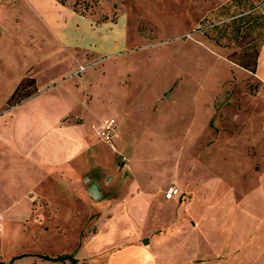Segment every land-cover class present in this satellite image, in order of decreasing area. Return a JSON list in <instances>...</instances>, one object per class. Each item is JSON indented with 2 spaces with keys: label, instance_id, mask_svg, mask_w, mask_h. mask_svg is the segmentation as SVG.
Wrapping results in <instances>:
<instances>
[{
  "label": "rangeland",
  "instance_id": "obj_1",
  "mask_svg": "<svg viewBox=\"0 0 264 264\" xmlns=\"http://www.w3.org/2000/svg\"><path fill=\"white\" fill-rule=\"evenodd\" d=\"M54 1L0 0V112L18 78L35 76L39 97L14 113L44 108L52 123L71 112L63 122L83 125L71 131H86L94 148L70 171L41 169L7 148L15 126L0 121V206L29 189L22 176L49 177L27 214L22 204L0 210V264H63L39 256L70 254L80 264H264V62L251 76L227 60L238 50L231 28L226 47L205 36L248 5L264 13V0L228 9L231 0H63L98 36L97 50L67 52L65 70L49 26L67 21ZM107 122L110 144L95 134ZM68 172L73 192L56 186ZM8 176L21 181L2 185ZM96 176L102 200L91 202L83 182Z\"/></svg>",
  "mask_w": 264,
  "mask_h": 264
},
{
  "label": "crops",
  "instance_id": "obj_2",
  "mask_svg": "<svg viewBox=\"0 0 264 264\" xmlns=\"http://www.w3.org/2000/svg\"><path fill=\"white\" fill-rule=\"evenodd\" d=\"M54 6L56 8L57 14L63 13L67 21L65 24H62L60 26L59 25L56 26L53 23L50 24L49 26L50 27L49 29L51 31V37H53L55 42H57V45H55L53 48L54 50L53 53L56 56L60 57V59L63 61L64 70H65L67 63L70 64V62H72V58H75L74 54L71 57H69L67 55V52L69 53L79 52V50L83 49L82 47H94L97 50L95 43L98 39V36L96 35L95 31L89 30V28L91 29V27H89L88 24L85 25L84 22L85 18H83L80 15H77V13H75L74 11H70L69 8L67 7L62 6L59 3L57 4V2L55 1H54ZM43 19L46 22H48L47 18H45L44 16ZM263 62H264V45L262 47L261 54L259 56L258 71H260ZM30 68L31 66H29L27 70H30ZM20 79L21 77H19L18 80L15 82V85L9 91L10 92L9 95L12 93V91L14 90ZM36 83L38 82L36 81ZM38 92L39 94L36 97L25 101L20 106L14 107L7 112H5L3 109V111L0 112V121L5 120V118L7 117H10V120L14 123L15 126L16 136L12 137L11 146L10 143H8L7 148L13 149V152H19L21 154L24 153L23 155L26 160L32 162L34 166L36 164V166H38L41 169L44 166H47V167L69 170L70 164H72V162H74L77 159L80 150H87L89 152L92 150V148H94V146L86 138V131L82 133H77V131H71L72 129L77 130L78 127L76 126H83V125L80 124L72 125L69 123V120L63 122V120H65L69 114H73L71 112H65L64 109L60 111L58 115L59 117H57L56 120L53 121L52 123H50L43 117L45 112L44 108L34 110L33 114L30 116H19L14 113V110H19V108L24 106V104L27 103L28 101L39 97L40 95L39 88H38ZM30 129H32L31 131L32 134L34 133L36 137L38 136L40 138V140L37 143V149L35 153L36 160L35 158L33 160H30L33 154L32 144H31V149L29 148L27 149V144L24 141V134L27 130ZM69 132L72 133L75 132L76 138L72 139L70 136H68ZM55 139H59V140L55 143L54 142ZM0 143H2V139H0ZM16 149L18 151H16ZM91 153L95 155L97 154V151L96 152L93 151ZM95 157H97V155H95ZM68 175L70 176V179L69 176L66 175L63 176L62 178L58 177L56 186L62 183L64 184L67 183L65 188L66 187L71 188V182L73 181L75 174L72 175L71 172H68ZM22 177L23 179L26 178V180L29 182L30 187H26L29 189H24V192L21 195H18V197L16 196L11 198L5 205L0 206L1 211L8 210L13 212L15 211L14 209L19 208V206L22 204V208L20 210L22 213L27 214L29 212V207L33 204V200H31L32 196L41 195L45 197V195H42L39 191L38 193L36 190H38V188L45 183L44 180L48 181L49 179L48 175H46V177L44 178V174L41 171V175H38L35 178L33 177V175L28 177L26 176H22ZM20 181H21L20 178L18 181H15L11 176H8L6 178V181H4L2 185L5 184L6 186L14 187V185L16 183H20ZM83 183L87 186V196H88L87 199L89 201L99 202L100 200H102V191H101L102 187H101L100 177L96 176L94 179L86 178V180H84ZM85 185L81 186V188L79 189L80 194H86ZM71 191L73 192L72 188ZM31 193H33V195L30 197L29 200L27 196L28 194Z\"/></svg>",
  "mask_w": 264,
  "mask_h": 264
},
{
  "label": "trees",
  "instance_id": "obj_3",
  "mask_svg": "<svg viewBox=\"0 0 264 264\" xmlns=\"http://www.w3.org/2000/svg\"><path fill=\"white\" fill-rule=\"evenodd\" d=\"M57 3L64 6L63 0H56ZM246 0H231L222 9H228L231 6H238ZM73 11L79 13L76 5ZM231 28L233 31L234 43L237 45L238 50L233 51L227 55V60L238 66L239 68L247 71L251 76H254L258 68V59L261 49L264 45V13L258 6L248 5L247 10H241L231 17V20L221 22L220 24H212L210 32H206L205 36L214 41L220 47H226L221 43L222 34ZM213 31H218L217 34H210ZM221 35H220V34ZM39 94L36 79L29 74L23 76L8 99L5 102L4 111L20 106L25 101L36 97ZM41 259L53 260L54 262L80 264L74 255H61L55 258H50L47 255L39 256Z\"/></svg>",
  "mask_w": 264,
  "mask_h": 264
},
{
  "label": "built area",
  "instance_id": "obj_4",
  "mask_svg": "<svg viewBox=\"0 0 264 264\" xmlns=\"http://www.w3.org/2000/svg\"><path fill=\"white\" fill-rule=\"evenodd\" d=\"M84 66H79L75 71L74 75L78 76L79 74H82L85 71ZM96 136L98 139H100L102 142H105L107 144H110L113 141L114 138V128L112 126V123L107 122L104 125L100 126L97 128L95 132ZM179 194L178 190L176 188H170L166 192V197L167 199H173ZM32 200L35 199V196H32Z\"/></svg>",
  "mask_w": 264,
  "mask_h": 264
},
{
  "label": "water",
  "instance_id": "obj_5",
  "mask_svg": "<svg viewBox=\"0 0 264 264\" xmlns=\"http://www.w3.org/2000/svg\"><path fill=\"white\" fill-rule=\"evenodd\" d=\"M144 243H145V244H147V243H148V241H145Z\"/></svg>",
  "mask_w": 264,
  "mask_h": 264
},
{
  "label": "bare ground",
  "instance_id": "obj_6",
  "mask_svg": "<svg viewBox=\"0 0 264 264\" xmlns=\"http://www.w3.org/2000/svg\"><path fill=\"white\" fill-rule=\"evenodd\" d=\"M258 62H259V60H258Z\"/></svg>",
  "mask_w": 264,
  "mask_h": 264
}]
</instances>
